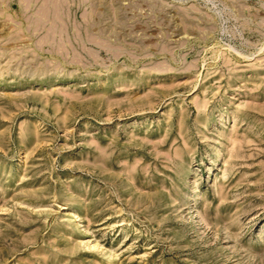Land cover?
I'll return each mask as SVG.
<instances>
[{
  "label": "rangeland",
  "instance_id": "374dc122",
  "mask_svg": "<svg viewBox=\"0 0 264 264\" xmlns=\"http://www.w3.org/2000/svg\"><path fill=\"white\" fill-rule=\"evenodd\" d=\"M48 1L0 0V264H264V0Z\"/></svg>",
  "mask_w": 264,
  "mask_h": 264
},
{
  "label": "bare ground",
  "instance_id": "6f19581e",
  "mask_svg": "<svg viewBox=\"0 0 264 264\" xmlns=\"http://www.w3.org/2000/svg\"><path fill=\"white\" fill-rule=\"evenodd\" d=\"M46 1L49 2L48 0H46ZM46 1L43 0V2H45V3H46ZM57 1H58V0H51L50 3H53L54 5H55V4L58 5V4H57ZM61 1H63V0H61ZM28 2H29V0H28ZM43 2H41V3H42V4H45V3H43ZM64 2H65V0L63 1V3H64ZM59 3H60V2H59ZM63 3H62V4H63ZM53 4H52V6H53ZM27 5H28V4H27ZM45 5H46V4H45ZM50 5H51V4H50ZM46 6H47V5H46ZM59 6H60V4H59ZM47 7H48V9H49V6H47ZM55 7L58 8V6H54V8H55ZM60 7H61V6H60ZM25 8H26V7H25ZM45 8H46V7H45ZM56 8H55V9H56ZM48 9L46 8V10H48ZM48 12H49V11H48ZM56 12H57V11H56ZM39 13H40V12H39ZM46 13H47V11H46Z\"/></svg>",
  "mask_w": 264,
  "mask_h": 264
}]
</instances>
